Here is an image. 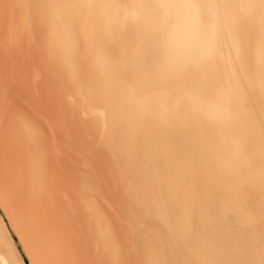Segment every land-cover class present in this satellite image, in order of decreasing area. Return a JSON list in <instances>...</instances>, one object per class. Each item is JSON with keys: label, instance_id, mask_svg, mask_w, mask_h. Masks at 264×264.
Returning a JSON list of instances; mask_svg holds the SVG:
<instances>
[{"label": "bare ground", "instance_id": "1", "mask_svg": "<svg viewBox=\"0 0 264 264\" xmlns=\"http://www.w3.org/2000/svg\"><path fill=\"white\" fill-rule=\"evenodd\" d=\"M14 38L0 264H264V0H0Z\"/></svg>", "mask_w": 264, "mask_h": 264}, {"label": "rangeland", "instance_id": "2", "mask_svg": "<svg viewBox=\"0 0 264 264\" xmlns=\"http://www.w3.org/2000/svg\"><path fill=\"white\" fill-rule=\"evenodd\" d=\"M19 11H20V13H22V10L21 9H19ZM22 36H21V40H19L22 44V47H23V44L25 43L23 40H25L24 38H25V36H24V34H21ZM17 43H18V41H16L15 40V38H14V40H13V42H12V47H11V50H10V52H9V54H8V57H6L5 56V58H4V64H6L7 66H9L10 68H6V65H5V70H4V72H3V69H1V71H0V89H3V88H5V85L7 84L6 83V81L4 82V80H2L1 78H3V76L5 75V71L7 70V69H9L10 71H12L13 69H14V67H15V65L17 64L21 69L25 66L26 67V65L24 64V56H23V54H21L22 53V48L21 49H18L19 48V45L17 46ZM15 45V47H13ZM25 46V45H24ZM18 47V48H17ZM12 48H14L13 50H12ZM18 50H20V51H18ZM13 51V52H12ZM17 52H19V54L17 53ZM12 54H14V56L12 55ZM12 57H11V56ZM19 55V56H18ZM10 56V57H9ZM18 56V57H17ZM29 56V54H27V57ZM21 57H22V59H21ZM10 58V59H9ZM14 58V59H13ZM7 59H9V60H7V62H6V60ZM19 59H20V61H19ZM13 60H15L16 62H14L13 63ZM18 60V61H17ZM23 61V63L21 64V62ZM8 63H10V64H8ZM28 63H30L31 64V61H30V59L28 60ZM24 64V65H23ZM17 66V68H19ZM22 66V67H21ZM4 67V65L2 66V68ZM28 67H29V64H28ZM21 69H19V71L21 70ZM28 69L29 68H27V71H28ZM15 70H17L16 68H15ZM4 73V74H3ZM5 77V76H4ZM4 79V78H3ZM3 82V85L1 84ZM1 86H3V88L1 87ZM4 90V89H3ZM41 90H44V88H42ZM38 93H40L39 91H38ZM38 93L37 92H35V95L37 96L38 95ZM1 113V112H0ZM106 201V203L108 204V206H109V208H111V209H117L116 208V204H114V203H112L111 201H110V197L109 196H107V199L105 200ZM119 211H120V213L122 214L121 215V221L123 222V223H127V218H126V214H125V210H120L119 209ZM125 218V219H124ZM17 244V240H15V245ZM17 246V248L18 249H20V247L18 246V244L16 245ZM25 264H29L28 263V261L26 260L25 261Z\"/></svg>", "mask_w": 264, "mask_h": 264}]
</instances>
